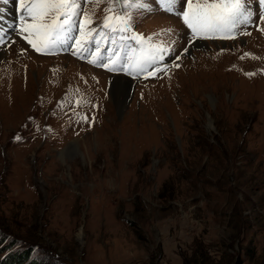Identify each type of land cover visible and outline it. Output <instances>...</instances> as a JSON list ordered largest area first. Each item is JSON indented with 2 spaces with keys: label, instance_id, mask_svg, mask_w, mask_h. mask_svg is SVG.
<instances>
[{
  "label": "rangeland",
  "instance_id": "rangeland-1",
  "mask_svg": "<svg viewBox=\"0 0 264 264\" xmlns=\"http://www.w3.org/2000/svg\"><path fill=\"white\" fill-rule=\"evenodd\" d=\"M148 3L130 9L132 29L173 30L156 38L171 45L168 70L129 79L122 107L110 72L71 48L36 52L7 6L18 27L0 51V264H264V24L189 43L178 15ZM82 7L99 27L108 3Z\"/></svg>",
  "mask_w": 264,
  "mask_h": 264
},
{
  "label": "snow or ice",
  "instance_id": "snow-or-ice-1",
  "mask_svg": "<svg viewBox=\"0 0 264 264\" xmlns=\"http://www.w3.org/2000/svg\"><path fill=\"white\" fill-rule=\"evenodd\" d=\"M84 0H0V23L9 4L19 7V31L23 39L33 50L49 54L61 48L73 49L72 55L88 59L89 63L103 67L109 72H124L145 78L167 73V66L160 67L165 55L172 50L166 41L156 38L172 33L171 28L161 29L145 36L132 29L133 15L130 9L149 10L148 0H105L108 7L99 27L94 26V11H84ZM98 6L101 0H87ZM158 6L167 13L180 17L183 24L191 31L192 43L196 39H235V33L242 26H247L257 15L264 24V0H256L257 9L251 7L253 0H157ZM182 8L180 11L177 7ZM264 33V27L257 25ZM250 34V33H241ZM131 40L135 46L126 51L122 45ZM111 43L116 47H102ZM0 43H3L0 38ZM93 49L95 51H93ZM185 53L188 49L183 50ZM108 53L107 56L104 53ZM251 54L245 53L244 56ZM241 57V59L244 58ZM181 57L176 56V61ZM255 58V57H253ZM106 61V62H105ZM173 67H179L173 62ZM254 75V73H246ZM110 91L118 87L116 81L110 82ZM83 98L77 105L85 103ZM79 119L88 120L79 115ZM20 140L21 137H15Z\"/></svg>",
  "mask_w": 264,
  "mask_h": 264
},
{
  "label": "bare ground",
  "instance_id": "bare-ground-1",
  "mask_svg": "<svg viewBox=\"0 0 264 264\" xmlns=\"http://www.w3.org/2000/svg\"><path fill=\"white\" fill-rule=\"evenodd\" d=\"M110 81H116L118 87L116 89H112L110 91L112 98L114 100L115 106L122 107L127 100V97L129 95L130 88L132 86V82L121 76L117 75H111L109 77ZM110 86V84H109ZM110 90V87H109ZM74 146V145H73Z\"/></svg>",
  "mask_w": 264,
  "mask_h": 264
},
{
  "label": "trees",
  "instance_id": "trees-1",
  "mask_svg": "<svg viewBox=\"0 0 264 264\" xmlns=\"http://www.w3.org/2000/svg\"><path fill=\"white\" fill-rule=\"evenodd\" d=\"M11 242H12V241H11ZM12 243H13V242H12ZM27 249H30V248H27ZM40 261H42V260H40ZM40 261H39V262H40ZM32 263H33V262H32ZM34 263L36 264V262H35V261H34Z\"/></svg>",
  "mask_w": 264,
  "mask_h": 264
},
{
  "label": "water",
  "instance_id": "water-1",
  "mask_svg": "<svg viewBox=\"0 0 264 264\" xmlns=\"http://www.w3.org/2000/svg\"><path fill=\"white\" fill-rule=\"evenodd\" d=\"M127 78V77H126ZM128 79H130L131 80V78H128Z\"/></svg>",
  "mask_w": 264,
  "mask_h": 264
}]
</instances>
